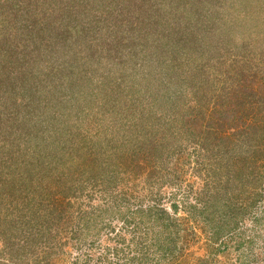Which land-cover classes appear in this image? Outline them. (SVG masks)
Returning a JSON list of instances; mask_svg holds the SVG:
<instances>
[{"label": "rangeland", "instance_id": "374dc122", "mask_svg": "<svg viewBox=\"0 0 264 264\" xmlns=\"http://www.w3.org/2000/svg\"><path fill=\"white\" fill-rule=\"evenodd\" d=\"M209 179L257 191L261 221L212 262L181 220L174 264H264V0H0V264H96L117 232L145 238L127 211L184 218Z\"/></svg>", "mask_w": 264, "mask_h": 264}, {"label": "trees", "instance_id": "16d2710c", "mask_svg": "<svg viewBox=\"0 0 264 264\" xmlns=\"http://www.w3.org/2000/svg\"><path fill=\"white\" fill-rule=\"evenodd\" d=\"M130 118L132 119L133 117ZM178 161L179 160L177 159H173L172 161H170V166L174 167V175H172L173 178L171 179L175 181H179V179L181 178L179 175L181 163ZM201 165L203 164L201 163ZM206 166H208V164ZM209 180L210 183L206 182V184L203 185V189H194L192 187V184H188V187H191L188 190V196L190 194H193L194 200H188V203L186 202L185 204L181 205L182 208L186 211V216H184V218L180 217V219L176 218V216L174 218L169 217L170 215L167 210L163 208H156L153 206H148L144 210H139V212L134 211L129 214L127 211V214L122 218L124 224H130V222L135 221L136 216V224L148 223L145 238L143 237L142 241L138 243L137 229L139 228L136 226H134L133 229H126V231H131L132 234L129 240L125 238V234L117 232L115 236L110 239L115 243V245H104L100 247L98 246V249L94 250L93 255L89 254V257L87 259L89 260V263L92 260H96V264H101L102 261H105L108 255H113L117 258L116 264H133V262H136L137 264H148L149 262H151L149 251L153 247V244L148 245L145 243V241L147 240V237L154 235L151 232L152 229L155 231V235L157 234V236H161V240L158 239L159 243H161H156L155 245L157 246L156 250L162 252L163 260L166 261L168 256V264L179 262L180 256L184 252V248H180V250L176 252L174 250V245L177 241L180 240V233L182 231H185L181 220L189 221V218L193 219L194 221L201 218V220L199 221L202 223L203 230L205 231L206 228V231L211 234V238H209L208 242L213 247L212 251H209V253H213V255L211 254L212 256H208V258L213 262L215 260L214 253H219V247L222 245H228L227 238L224 239L225 234L236 232L239 223H243L246 217L251 216L258 222H260L261 219L258 216V211L256 212V209H258L257 205L259 201L258 198H256V190H254L256 192H253L254 196L248 194L245 190H233L231 186L226 187L224 191L223 183L221 181L222 179L219 181H213L211 179ZM235 191L237 192V194L235 193ZM119 195V200L125 199L123 198L126 195L125 193ZM172 210L173 213L177 215L178 207L176 203L172 204ZM140 212L145 216H143L144 219L139 218L138 220V213ZM263 212L264 208L259 211V214H262ZM101 213H103V211H101ZM93 221L94 220L90 216L89 219L87 217L81 216L77 225L78 228H74L73 233L79 235L84 232L87 233L94 228L92 223ZM80 227L81 231L79 230ZM107 227L110 229V225H107ZM112 231H115V229ZM246 231L247 228L243 229L242 231L238 230L237 234L242 236ZM97 232L98 230H96V233ZM234 239L235 238H233V240ZM95 241L99 244L101 239L96 236ZM96 242L92 243L91 247H95ZM216 244L219 245L214 248ZM138 245H141L140 250L138 248ZM236 248H239V246H236ZM100 251L103 254H99L98 252ZM139 252L141 253V255H143L142 257H140L141 255H139ZM95 257L99 258L95 259ZM159 261L160 263H162V260L158 259L155 260V264H157V262ZM216 262L218 261L216 260ZM103 264H105V262Z\"/></svg>", "mask_w": 264, "mask_h": 264}]
</instances>
